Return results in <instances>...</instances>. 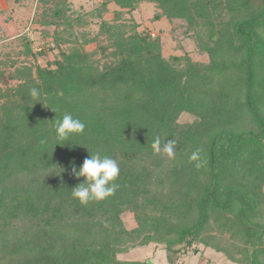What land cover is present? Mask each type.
I'll list each match as a JSON object with an SVG mask.
<instances>
[{
  "label": "trees",
  "instance_id": "obj_1",
  "mask_svg": "<svg viewBox=\"0 0 264 264\" xmlns=\"http://www.w3.org/2000/svg\"><path fill=\"white\" fill-rule=\"evenodd\" d=\"M140 2L204 58L165 56L160 37L119 20ZM54 3L52 46L33 50L24 35L23 61L9 60L15 83L0 87V264H151L120 257L151 245L167 264L194 245L264 264V0H101L74 16L68 0ZM91 22L96 32L78 34ZM66 112L85 128L60 145ZM156 137L176 141L173 157L153 151ZM96 152L117 162L118 187L82 205L72 168Z\"/></svg>",
  "mask_w": 264,
  "mask_h": 264
},
{
  "label": "rangeland",
  "instance_id": "obj_2",
  "mask_svg": "<svg viewBox=\"0 0 264 264\" xmlns=\"http://www.w3.org/2000/svg\"><path fill=\"white\" fill-rule=\"evenodd\" d=\"M45 0H0V87H4L7 84H13L15 81L10 78V71L13 69V65H10L12 58L16 59L17 66L19 62L23 61V36L26 35L31 41L33 50L45 46H52L54 42L53 38L56 33H60L58 27L51 23L50 18L51 11L49 9L54 8L55 0L52 2H44ZM101 0H68L69 9L65 12L68 15L74 16L75 14H86L89 11L99 7ZM54 5V6H53ZM117 9V5L109 3L107 10L103 14V18L107 21L113 20L114 10ZM156 11L154 3L140 2L137 9L131 12L121 11L120 21L131 20L138 22L139 29H147L151 34L161 38L163 43L162 53L165 56L169 54H181L185 51H189L193 56L198 59L204 57L197 55L194 46L186 44L183 40V47L178 46L177 41L171 38L169 34L170 24L166 18H161L154 21L153 15ZM66 14V15H67ZM90 19V17H88ZM46 19V20H44ZM88 19V20H89ZM94 20V19H93ZM92 23V22H91ZM95 23L85 24L86 30H77L78 34L89 33L93 34L97 30ZM58 28V29H57ZM179 28L177 35L180 34ZM68 30H65V37ZM43 35L46 37L43 38ZM84 40L83 37H80ZM53 40V41H52ZM179 41V39H178ZM60 47H53L46 51L45 54L38 58V61L42 65H46L51 62L55 57H58L59 50L66 49L68 44L60 43ZM86 49L91 50L96 47V42H90L86 44ZM10 60V61H9ZM183 120H188L187 115L181 116ZM130 213L122 214L125 226L132 228L135 226V222L132 220ZM190 251L185 253L179 259H175V264H233L227 260L219 252L211 248H202L201 246H191L188 248ZM187 249V250H188ZM123 259H147L151 264H167L166 254L164 249L160 246H148L143 248H136L120 256Z\"/></svg>",
  "mask_w": 264,
  "mask_h": 264
},
{
  "label": "clouds",
  "instance_id": "obj_3",
  "mask_svg": "<svg viewBox=\"0 0 264 264\" xmlns=\"http://www.w3.org/2000/svg\"><path fill=\"white\" fill-rule=\"evenodd\" d=\"M30 96L33 101L40 100V92L37 88L30 89ZM53 110V109H52ZM56 137L58 141L69 142L74 135L81 134L84 131L85 124L78 118L73 117L70 113H64L61 119L55 121L54 124ZM56 144V145H57ZM153 151L157 154H166L173 157L176 148V141L170 139L167 143L161 142L159 137L154 139L152 144ZM192 160L197 159V154H193ZM200 167L198 163L196 165ZM119 166L117 162L107 156L96 152L85 158L79 168L73 166V175L78 179L83 177V181L72 188V197L79 201L82 205H87L90 201H101L112 195L118 185L115 183L119 176Z\"/></svg>",
  "mask_w": 264,
  "mask_h": 264
}]
</instances>
